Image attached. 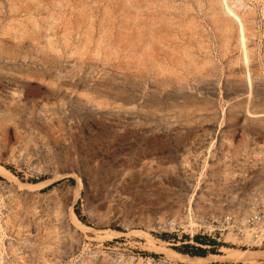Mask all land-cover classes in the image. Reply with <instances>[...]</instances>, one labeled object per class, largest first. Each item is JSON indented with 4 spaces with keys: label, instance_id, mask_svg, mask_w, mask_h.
I'll return each instance as SVG.
<instances>
[{
    "label": "rangeland",
    "instance_id": "obj_1",
    "mask_svg": "<svg viewBox=\"0 0 264 264\" xmlns=\"http://www.w3.org/2000/svg\"><path fill=\"white\" fill-rule=\"evenodd\" d=\"M0 171V264H264L174 249L264 212V0H0Z\"/></svg>",
    "mask_w": 264,
    "mask_h": 264
},
{
    "label": "built area",
    "instance_id": "obj_2",
    "mask_svg": "<svg viewBox=\"0 0 264 264\" xmlns=\"http://www.w3.org/2000/svg\"><path fill=\"white\" fill-rule=\"evenodd\" d=\"M264 212L260 210L258 206L255 208V211L249 216L245 222L239 221L238 217L235 214L228 213L220 218H205L202 219L198 225V230L195 235L191 236L192 245L197 247H202L205 249H210L211 246L202 245V242H207L212 240L215 241L218 245L221 243V239L224 236V233L234 234L236 232L237 237L239 238L242 235L249 234L250 240L243 246L251 247H261L264 244V228L260 226L261 218L264 217ZM227 234V235H228ZM188 243V242H187ZM186 244V242L184 243ZM220 251V250H218ZM186 256V255H185ZM189 257V256H188ZM145 264H196L184 262L181 260H170L166 257L154 256L146 257L143 259ZM206 264H245L239 262H228V263H219V262H210Z\"/></svg>",
    "mask_w": 264,
    "mask_h": 264
},
{
    "label": "trees",
    "instance_id": "obj_3",
    "mask_svg": "<svg viewBox=\"0 0 264 264\" xmlns=\"http://www.w3.org/2000/svg\"><path fill=\"white\" fill-rule=\"evenodd\" d=\"M72 181V180H71ZM76 215L81 219L80 217V213L76 212ZM83 221V220H82ZM202 245H208L211 246L210 249H205L202 247H197L195 245L192 244H184V242L181 244V246L174 248L176 250V252L182 254V255H186L189 256L190 258H206L209 254H213V255H217L219 254L218 252V248L220 245H218L215 241H208L207 242H202Z\"/></svg>",
    "mask_w": 264,
    "mask_h": 264
},
{
    "label": "crops",
    "instance_id": "obj_4",
    "mask_svg": "<svg viewBox=\"0 0 264 264\" xmlns=\"http://www.w3.org/2000/svg\"><path fill=\"white\" fill-rule=\"evenodd\" d=\"M210 257H213V256H210ZM194 259H200V261L199 260H194ZM188 261H190V262H207L208 261V258H198V257H196V258H188Z\"/></svg>",
    "mask_w": 264,
    "mask_h": 264
},
{
    "label": "bare ground",
    "instance_id": "obj_5",
    "mask_svg": "<svg viewBox=\"0 0 264 264\" xmlns=\"http://www.w3.org/2000/svg\"><path fill=\"white\" fill-rule=\"evenodd\" d=\"M2 168V167H1ZM6 171V170H5ZM1 172V171H0ZM8 173V172H7ZM8 174H10V173H8ZM5 175V174H4ZM11 175V174H10ZM74 214V213H73ZM76 218V217H75ZM79 223V222H78ZM80 224V223H79ZM84 227V226H83ZM226 250V252H229L230 251V249H225ZM172 253L174 254V255H178V253H176L175 251H172ZM178 256H180V255H178Z\"/></svg>",
    "mask_w": 264,
    "mask_h": 264
}]
</instances>
